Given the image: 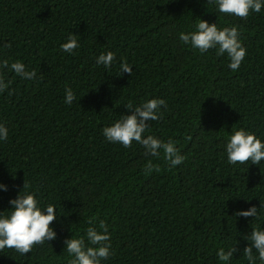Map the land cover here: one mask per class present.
Returning <instances> with one entry per match:
<instances>
[{"label": "trees", "instance_id": "trees-1", "mask_svg": "<svg viewBox=\"0 0 264 264\" xmlns=\"http://www.w3.org/2000/svg\"><path fill=\"white\" fill-rule=\"evenodd\" d=\"M197 20L239 25L247 49L239 71L213 51L180 44L177 32ZM71 34L81 45L75 55L60 51ZM106 51L126 58L132 76L95 66ZM0 59L37 74L6 73L11 84L0 92V121L9 128L0 144V183L9 189L0 192V211L24 181L60 208L53 250L45 245L29 259L0 252V264H67L64 242L88 217L109 227L110 264H222L217 246L234 249L228 264H249L244 250L257 218L235 213L264 212V167L233 169L219 145L232 127L264 135V11L230 19L210 0H0ZM151 98L167 109L148 122L149 134L178 142L186 159L176 169L153 160L159 171L146 175L143 149L105 143L101 130L132 114L127 103Z\"/></svg>", "mask_w": 264, "mask_h": 264}, {"label": "clouds", "instance_id": "clouds-1", "mask_svg": "<svg viewBox=\"0 0 264 264\" xmlns=\"http://www.w3.org/2000/svg\"><path fill=\"white\" fill-rule=\"evenodd\" d=\"M217 16L230 19H246L250 15L260 14L264 11V0H210ZM180 44L193 53L204 55L213 51L217 57L224 59L226 68L232 72L240 70L247 55L239 25L219 26L217 23L209 24L204 20L191 22L188 29L177 32ZM80 41L76 35H69L60 45V51L68 55H75L80 48ZM5 47H11L10 43ZM97 67L110 69L116 67L118 75L121 72H134L133 65L126 58L117 61L112 51L101 52L94 57ZM6 73H14L15 77L22 80H33L36 72L29 71L24 62L20 60L9 61L0 59V92L7 91L11 80ZM9 95L11 93L9 92ZM76 101V93L72 88L65 89L64 102L67 105ZM126 107L131 115L120 116L110 121L101 130L105 143L131 148L134 144L143 149L146 163L142 171L150 175L159 171L153 160L163 159L169 169H176L185 162L186 157L181 154L180 148L172 138L162 139L154 134H149L151 124L159 122L167 102L162 98L146 99L142 103L129 102ZM9 140L7 123L0 121V144ZM219 148L224 163L237 170H245L249 165L264 167V135H259L251 129L240 127L234 129L221 141ZM8 186L0 183V192H7ZM10 208L0 211V252H14L21 257L29 259L25 254L32 253L49 241L57 238L54 221L59 220L60 208L57 204L45 202L31 186L24 181L22 190H19L15 199L8 201ZM237 217H256L257 225L250 237L251 246L247 247L245 255L249 264H264V212L257 214V209L240 210L235 213ZM86 226L72 228V236L65 240L63 258L67 264H110L115 255L111 243V233L107 223L98 217H88ZM51 247V246H50ZM214 250L222 264H228L232 251L225 252L224 247L217 246ZM255 248L257 256L254 258L252 249ZM52 249V247H51ZM53 250V249H52ZM60 255H57L59 257ZM31 258V256H30Z\"/></svg>", "mask_w": 264, "mask_h": 264}]
</instances>
